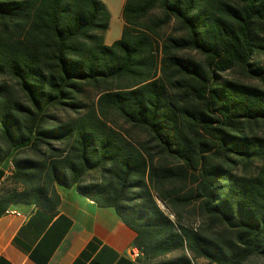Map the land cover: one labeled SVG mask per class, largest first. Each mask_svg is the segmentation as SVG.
<instances>
[{
    "label": "trees",
    "instance_id": "trees-1",
    "mask_svg": "<svg viewBox=\"0 0 264 264\" xmlns=\"http://www.w3.org/2000/svg\"><path fill=\"white\" fill-rule=\"evenodd\" d=\"M110 18L0 0V204L53 212L61 185L113 208L141 264H264V0H124L106 45ZM195 204L224 234L182 223Z\"/></svg>",
    "mask_w": 264,
    "mask_h": 264
},
{
    "label": "crops",
    "instance_id": "crops-1",
    "mask_svg": "<svg viewBox=\"0 0 264 264\" xmlns=\"http://www.w3.org/2000/svg\"><path fill=\"white\" fill-rule=\"evenodd\" d=\"M106 34V45L121 35L108 41ZM0 172L1 190L12 172L9 161ZM55 191L53 212L0 204V264H141L136 235L113 208L98 207L74 188L55 185Z\"/></svg>",
    "mask_w": 264,
    "mask_h": 264
},
{
    "label": "rangeland",
    "instance_id": "rangeland-1",
    "mask_svg": "<svg viewBox=\"0 0 264 264\" xmlns=\"http://www.w3.org/2000/svg\"><path fill=\"white\" fill-rule=\"evenodd\" d=\"M101 1L107 6V8L111 14L109 30L106 34L107 40L109 41L113 38L119 37V35L121 33V30H122L121 9H122L124 0H101ZM175 29H176V25H175V23H172L167 29H165V34L173 33L175 31ZM189 55H191L192 57L199 58L195 53H190ZM224 77L230 78V79H235V80L241 81L243 83L256 84L255 81L246 78L244 75H242L236 69L232 70L228 73H225ZM93 99L94 100L96 99L95 93L93 91H88L87 96H86V100L91 101ZM109 119L118 123L119 125H121V122H119L118 117L116 115L109 113ZM125 130L128 131L129 129L127 127H125ZM129 132H130V130H129ZM132 133L134 134V136L132 134L133 138L139 137L138 134H135L134 132H132ZM236 173L241 174V173H244V171H242L241 167H239ZM2 189L5 190L4 186ZM2 189H1V191H2ZM158 204L160 205L162 210L166 211L165 208L163 207V205L159 201H158ZM180 215H181L182 223L185 224L186 226H191L194 228H201L204 231H206V233L213 234L214 236L216 234H219V233L224 234L222 227H216V228H210L209 229L208 222L199 216L196 204L191 205L185 209H181ZM170 217L173 219V216H170ZM179 255H180V253H173V254H170L167 258H174V257H177ZM194 264H210V263H208L204 259H198L194 262Z\"/></svg>",
    "mask_w": 264,
    "mask_h": 264
},
{
    "label": "built area",
    "instance_id": "built-area-1",
    "mask_svg": "<svg viewBox=\"0 0 264 264\" xmlns=\"http://www.w3.org/2000/svg\"><path fill=\"white\" fill-rule=\"evenodd\" d=\"M9 166H10V169H12V165H11V163H9Z\"/></svg>",
    "mask_w": 264,
    "mask_h": 264
}]
</instances>
